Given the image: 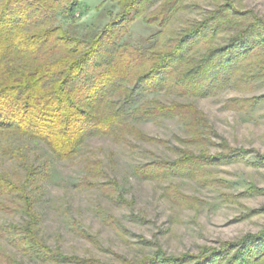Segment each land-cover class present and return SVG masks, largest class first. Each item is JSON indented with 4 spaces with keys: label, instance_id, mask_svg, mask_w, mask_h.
<instances>
[{
    "label": "rangeland",
    "instance_id": "rangeland-1",
    "mask_svg": "<svg viewBox=\"0 0 264 264\" xmlns=\"http://www.w3.org/2000/svg\"><path fill=\"white\" fill-rule=\"evenodd\" d=\"M221 1L186 0L188 9L174 16L168 34ZM228 2L264 19V0ZM118 11L110 0H80L75 14L58 16L57 23L90 39ZM157 31L138 19L122 41L146 48ZM227 39L221 35L216 43ZM253 69L249 87L211 96L137 92L132 107L145 100L195 107L203 118L197 137L178 116L132 120L146 138L90 137L63 161L39 141L0 136V174L22 183L28 167L47 172L37 188L27 187L30 204L0 195V264H140L145 257L198 255L262 230L264 75ZM203 154L212 160L192 173L138 172L149 163ZM35 244L48 257L35 255Z\"/></svg>",
    "mask_w": 264,
    "mask_h": 264
},
{
    "label": "trees",
    "instance_id": "trees-1",
    "mask_svg": "<svg viewBox=\"0 0 264 264\" xmlns=\"http://www.w3.org/2000/svg\"><path fill=\"white\" fill-rule=\"evenodd\" d=\"M110 1L119 11L86 39L57 23L58 16L75 14L80 0H0V136L39 141L63 161L90 137L144 138L132 120L178 116L197 137L203 118L195 107L155 100L132 107L137 92L205 97L249 87L254 66L257 76L264 75V19L252 11L222 0L201 20L169 35L174 16L188 9L186 0ZM138 19L158 29L146 48L122 41ZM221 35L228 36L224 45L216 43ZM189 157L149 163L138 172L192 173L212 160ZM45 175L28 167L19 183L0 174V195L30 204L27 187L37 188ZM35 245V255L48 257L44 246ZM205 251L145 257L140 264H264V228Z\"/></svg>",
    "mask_w": 264,
    "mask_h": 264
}]
</instances>
